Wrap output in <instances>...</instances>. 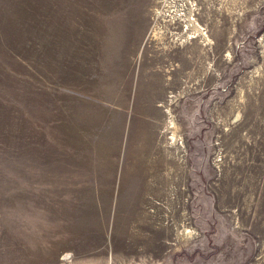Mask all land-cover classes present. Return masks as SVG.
<instances>
[{
	"label": "rangeland",
	"instance_id": "374dc122",
	"mask_svg": "<svg viewBox=\"0 0 264 264\" xmlns=\"http://www.w3.org/2000/svg\"><path fill=\"white\" fill-rule=\"evenodd\" d=\"M0 264H264V0H0Z\"/></svg>",
	"mask_w": 264,
	"mask_h": 264
},
{
	"label": "bare ground",
	"instance_id": "6f19581e",
	"mask_svg": "<svg viewBox=\"0 0 264 264\" xmlns=\"http://www.w3.org/2000/svg\"><path fill=\"white\" fill-rule=\"evenodd\" d=\"M190 9V8H189ZM189 11V10H188ZM187 13H189V12H187ZM190 14V13H189ZM187 18V20H188V22H189V24H190V26H191V28H192V30H199L200 29V26H199V24H198V22H197V20L194 18V17H192L191 15H188V17H186ZM157 32H155L154 34H156ZM206 33V32H205ZM190 34V33H189ZM198 34V33H197ZM207 34V33H206ZM203 36V35H202ZM208 36V35H207ZM203 38V37H202ZM209 38V37H208ZM205 39V38H204ZM209 40V39H208ZM262 41V40H261ZM175 122V121H174ZM176 128V127H175ZM174 129V128H173ZM174 130H176V129H174ZM173 130V131H174ZM175 132V131H174ZM176 137V136H175Z\"/></svg>",
	"mask_w": 264,
	"mask_h": 264
}]
</instances>
